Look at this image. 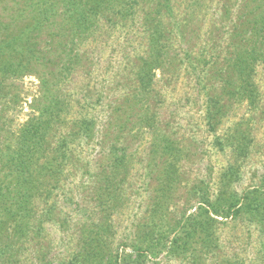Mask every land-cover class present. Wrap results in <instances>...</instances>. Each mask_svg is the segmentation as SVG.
<instances>
[{
	"label": "rangeland",
	"instance_id": "1",
	"mask_svg": "<svg viewBox=\"0 0 264 264\" xmlns=\"http://www.w3.org/2000/svg\"><path fill=\"white\" fill-rule=\"evenodd\" d=\"M145 1L133 19H97L95 32L78 46L82 63L69 77H60L59 64L36 62L32 72L10 78L0 92L5 157L0 184L17 180L1 150L49 107L53 90L67 94L60 116L54 107L47 113L43 147L34 158L28 236L4 216L1 243L11 250L5 256L0 252V264H71L79 252L92 257L75 264H108L115 255L119 264H264V43L258 35L254 39L260 40L251 43L239 37L250 26L240 27L234 41L230 22L247 0H202L191 7V0H177L170 10L158 7L157 0ZM263 3L248 12L263 17ZM18 6L0 0V25L14 35L23 24L13 20ZM150 16L171 45L150 86H142L136 98L137 71L157 59L148 35ZM38 37L41 49L52 39L46 31ZM55 54L50 60L58 58ZM240 56L241 68L234 64ZM240 71L254 89L252 99L237 92ZM44 75L51 79L46 87L39 77ZM207 91L220 97L213 124ZM84 118L93 120L88 136L79 134ZM64 145L63 166H56L63 156L58 147ZM47 158L54 160L50 168ZM201 193L224 211L250 195L260 210L255 214L244 207L228 217L211 212L215 220L207 232L185 239L184 247L166 248L180 219L199 211ZM96 230L103 242L90 238Z\"/></svg>",
	"mask_w": 264,
	"mask_h": 264
},
{
	"label": "trees",
	"instance_id": "2",
	"mask_svg": "<svg viewBox=\"0 0 264 264\" xmlns=\"http://www.w3.org/2000/svg\"><path fill=\"white\" fill-rule=\"evenodd\" d=\"M15 1L21 6H18L16 11H14L13 14L15 15L13 20L14 22L22 21L23 27L21 26V31L18 35H14L6 32L8 29L3 25H0V92L4 90V86L10 78H17L18 76L24 75L26 72H32L29 67L35 65L36 62L43 61L47 63V65L50 64L56 68H58L59 64L60 77H69L70 73L76 71L82 63L83 53L81 54L78 46L83 40H86V36L95 32L97 28V19L102 16L112 19V15H119L120 20L123 21L128 16H131L133 19L135 10L145 0H23L24 5L20 4L21 0ZM173 1L177 0H157V5L158 7H164L167 10H170ZM189 1L190 0H187V2ZM258 1H262V3L264 2V0H247L245 3L246 6L243 5V8H241L240 16L238 15L233 20L230 19L231 24L234 26L231 33L234 41L237 40L236 37L239 35L241 38L244 37L242 39L243 41L247 40L249 43L253 41L257 42L260 39H262L260 42L262 44L264 43V15L263 17L261 15H256L257 10L248 12L250 6H254ZM200 2H202V0H191L189 7L193 6L194 3L196 4ZM226 5L227 4H224L225 11H228L229 9L226 8ZM160 9L156 11V16L159 15L157 18L160 17ZM188 14L191 15L187 11L185 15L187 16ZM246 15L249 17L247 18ZM244 17L246 20L243 21ZM149 20L150 25L147 26L149 29L148 35L151 37L153 46L157 48V53L155 55V58L157 59H154L155 61H147V63L140 68L139 72L137 71V76L141 83L138 90L142 86L144 88L150 86V83L153 81L151 76L152 74L154 75L152 72L161 65L163 56L168 55L167 50L171 45L168 37H164L159 31L157 20L155 21L151 16ZM180 24L181 23L178 22L174 23L175 28L180 27ZM247 26H250V29L239 31L238 35L236 34L240 27ZM247 30H250V35H246ZM42 31H46V33L52 36V39L46 41L45 47L42 48L44 50L37 46L40 42L38 35ZM2 34H8L10 36L3 37ZM255 35L261 36V38L254 39ZM55 40H58V44H54ZM242 40L239 41L242 43ZM246 50L247 49L245 48L244 52ZM53 53H56L54 57L58 56V58H54L55 60L52 58L50 60V55ZM244 57L249 58L247 55ZM243 63L244 58L241 56L238 60L234 59L236 67L241 68ZM240 73L241 74L236 80L242 81L243 83L239 85L237 92L242 98L245 97V95H249L250 99H252V96H255L254 89L249 88L246 84L247 80L244 77V71H240ZM147 76L148 78H146ZM39 77L41 83L45 85V87L51 80L45 75ZM227 81L233 82L234 79ZM48 90H51V88ZM142 91L143 90L140 89L137 92V95L135 93L133 96H136V98L141 96ZM52 94L49 107L40 112V116L37 118L36 122L31 121L30 123H27L23 130L18 134V139L16 138L14 143L10 145L8 149L1 150L8 154L4 163L7 166H12V171L15 172L17 180L14 181L15 183L4 181L0 184V227L3 226L5 220H7L4 218L5 216L6 218L13 220L16 232L26 231V233H22L25 237L26 235L28 236L27 228L31 226L27 213V203L29 200L28 192L30 191L29 185H31L34 177V158H37L36 155L43 147L39 142L43 140L45 135L43 133V130H45L44 123L47 120L45 118L47 113L50 112L53 107L56 108L54 114L60 116V112L63 110V99L67 97V94L64 93V90L62 89H55L52 91ZM207 97L208 102H206L208 105L206 109L209 114L208 122L209 124H213V120H218L216 114L220 111L218 108L220 97L217 95V98H214L208 91ZM78 129L81 136H88L89 131L91 132V129H93V120L84 118L78 125ZM65 147L66 145L58 147L63 156L61 157L62 162H59L56 166H63L64 157L67 154L64 149ZM4 158L5 157H3L0 152V159L4 160ZM56 159L58 158L56 157ZM53 162L54 160L52 158H47L45 162L46 168H50ZM201 194L199 202H202V204L198 208L199 211L197 213L184 215V218L180 219L177 228L178 231L170 241V246L166 245V248L175 250L184 247V245L187 244L185 239L193 237L195 234H198L200 230L207 232L210 229V220H215V217H211V212L216 216L222 217L226 215V217H228L229 214L238 215L243 211L244 207L247 210L254 212H259L260 210V205H256L257 198H252L250 195L244 196L242 205L239 207L237 203H232L226 207L227 209L224 211L216 208L214 203H212L208 197L203 195V193ZM204 204H207L209 207L206 208ZM209 236L210 234L207 233L208 238ZM90 238L101 242L104 241V238L98 234V230H96L95 233L91 232ZM33 239H36V237H33ZM29 240L30 239L27 238L23 243ZM10 247L11 245L8 246L7 244H2L0 237V252H2L3 256L11 250ZM151 249L152 248H150V250ZM139 254L142 255V252L139 251ZM91 257L92 256H90V254L88 255V253L84 255L79 252L78 254H75L73 257L74 259L71 260L70 263H78L80 262L79 259L85 262V260H89ZM119 258L118 255H115L114 259L112 258L108 264H119Z\"/></svg>",
	"mask_w": 264,
	"mask_h": 264
}]
</instances>
